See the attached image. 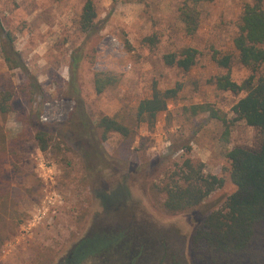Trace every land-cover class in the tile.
<instances>
[{"label": "rangeland", "instance_id": "rangeland-1", "mask_svg": "<svg viewBox=\"0 0 264 264\" xmlns=\"http://www.w3.org/2000/svg\"><path fill=\"white\" fill-rule=\"evenodd\" d=\"M86 1L0 0V32L12 33L27 69L42 86L32 101L21 93L16 95L12 112L0 115L6 137V163L0 166V176L5 179L0 182L1 187L5 182L8 187L7 195L0 198V210L8 214L9 235L0 249V264H60L72 245L91 229L94 219L105 212L107 199L118 195L122 202L125 194L130 198L129 217L121 220L125 228L119 229V236L114 234L113 246L127 237L130 223L132 229H165L172 236L165 239L166 244L153 237L136 247L145 253L140 263L168 264L172 257L164 253L166 245L175 247L178 259L182 256L184 262L195 264L192 238L198 223L235 191L226 151L256 143V130L233 112L246 94L221 91L212 82L226 72L214 61L216 52L219 57L233 56L231 73L237 83L251 75L238 62L233 46L243 7L251 0L202 3V22L194 36L183 31L178 12L181 0H94L99 33L91 41L78 26ZM153 34L160 38L157 47L144 45L143 39ZM184 46L200 51L196 66L188 73L163 61L164 55ZM83 47L85 58L76 71L75 83L93 121L122 113L135 117L140 101L151 97L154 87L166 90L181 86L168 111L159 114L155 127L142 125L138 129L127 161L120 156L122 137L117 133L103 145V156L92 159L90 166L74 142L65 144L57 139L42 152L33 138L28 121L35 114L42 124L65 132L69 128L63 124L76 106L68 96L73 81L72 55ZM97 73H102V78H114L101 94L96 91ZM263 73L264 65L258 75ZM25 79L22 70L8 69L0 47V91L17 90ZM206 104L227 123L208 112H194L193 107ZM187 159L201 163L205 175L217 176L224 184L199 210L170 215L153 202L150 188L154 181L174 174ZM132 245V241L121 243L117 252L93 257L84 264L137 263V256L127 257Z\"/></svg>", "mask_w": 264, "mask_h": 264}, {"label": "trees", "instance_id": "trees-1", "mask_svg": "<svg viewBox=\"0 0 264 264\" xmlns=\"http://www.w3.org/2000/svg\"><path fill=\"white\" fill-rule=\"evenodd\" d=\"M208 1L181 0L178 12L185 35L197 34L202 22L199 6ZM97 21L96 3L94 0H87L78 20L79 30L87 35V41L98 35ZM0 33V47L6 66L10 70H22L26 75L25 82L19 89L7 88L0 91V115L5 116L12 112L16 95L21 93L32 101L42 92V86L27 69L21 53L16 49L12 33L3 29ZM142 43L155 48L160 43V38L153 34L145 37ZM233 46L238 54V62L249 69L251 75L241 84L237 83L231 73L235 60L233 56L219 57L216 52L214 61L226 72L214 78L212 82L221 91L236 95L243 92L246 94L235 104L233 112L238 119L256 130V143L254 147L237 146L226 151L235 191L220 208L207 211L198 223L192 238L195 264H264V73L258 75L259 69L264 65V0H251L244 5L238 30L233 38ZM128 48H132L129 43ZM199 56L198 49L184 46L164 55L163 61L168 66L188 73L196 66ZM84 58V47L74 51L72 55L73 81L68 96L75 101L76 106L69 121L63 124L69 128L65 132L63 129L42 124L39 114H35L28 121L33 129V138L42 152L48 151L51 143L57 139L65 144L67 141L74 142V148L78 153H82V158L90 166L92 159L103 156V145L112 134L117 133L122 137L120 156L127 161L138 129L142 125L153 129L159 114L167 112L170 102L177 98L181 86L166 90L154 87L151 97L140 101L135 117L130 118L122 113L115 117L103 115L93 121L87 111L81 89L75 83L76 71ZM113 82V77L102 78V73H97V93H103ZM193 110L195 113L208 112L213 118L227 123L226 118L219 116L210 104L195 106ZM225 136H228V132ZM5 143L6 137L0 127L1 167L6 163V157L3 155ZM93 169L94 172H101L97 168ZM3 179L5 178L0 176V180ZM6 184L5 182L1 187L0 182V198L7 195ZM223 184V179L205 175L201 163L187 159L174 174L158 179V182L154 181L150 195L156 206L167 214L192 213L202 208L206 199ZM3 206L6 207L5 204ZM7 216L1 209L0 249L9 239Z\"/></svg>", "mask_w": 264, "mask_h": 264}, {"label": "flooded vegetation", "instance_id": "flooded-vegetation-1", "mask_svg": "<svg viewBox=\"0 0 264 264\" xmlns=\"http://www.w3.org/2000/svg\"><path fill=\"white\" fill-rule=\"evenodd\" d=\"M121 220L122 218H117L113 221L114 223H111L110 226L102 228V230L98 229L97 231L99 232V234H92L79 241V243L75 245L71 251H69L67 256L60 261V264H84L89 259L91 260L93 257H101L105 256L106 254L109 255L113 252H117L120 248L121 243L126 244L127 242L131 241L133 242V245L131 247L132 251L131 253L127 252V257L128 259H133V257L137 256V260L139 262H129L128 264H141L140 262L145 260V253H143L142 251L140 252L136 249V247L140 246L141 244L148 243L153 237L160 238V241L162 242L163 240L165 241V239H167L168 237H172L165 229L157 228L154 231L150 230L151 232H156L151 233L148 230H144V227L142 226L136 227V229H132V227H130L132 224L130 223V226L126 227V229H128L126 230L127 237L124 238L119 244L117 243L116 247H114V237H116L114 234L119 236V229L123 227V224H125V222H121ZM117 228H119L118 231ZM123 228H125V226ZM115 231L117 233H115ZM163 248L164 253H170L172 257L171 260L167 262L168 264H188L187 262H184L182 256L178 259L179 254L178 251H176L175 247H167L165 245Z\"/></svg>", "mask_w": 264, "mask_h": 264}, {"label": "water", "instance_id": "water-1", "mask_svg": "<svg viewBox=\"0 0 264 264\" xmlns=\"http://www.w3.org/2000/svg\"><path fill=\"white\" fill-rule=\"evenodd\" d=\"M129 199L130 198L128 194H125L123 196L122 202L119 200L117 195H113L112 198L107 199L105 212L94 219L93 226L91 227V229L79 241H81L87 236L94 234V232L97 231L98 229L102 230V228H106L107 226H110V222L114 221L117 218H122L123 220L129 217L128 212H126L128 207L127 202L129 201ZM118 229L119 228H117V230ZM79 241H77L72 245L70 251L73 249L75 245L79 243Z\"/></svg>", "mask_w": 264, "mask_h": 264}, {"label": "built area", "instance_id": "built-area-1", "mask_svg": "<svg viewBox=\"0 0 264 264\" xmlns=\"http://www.w3.org/2000/svg\"><path fill=\"white\" fill-rule=\"evenodd\" d=\"M42 120H43V121H46V120H47V118H46V117H43V118H42Z\"/></svg>", "mask_w": 264, "mask_h": 264}]
</instances>
